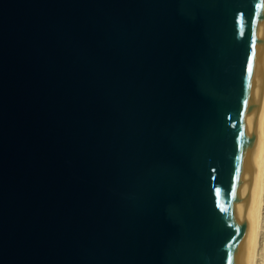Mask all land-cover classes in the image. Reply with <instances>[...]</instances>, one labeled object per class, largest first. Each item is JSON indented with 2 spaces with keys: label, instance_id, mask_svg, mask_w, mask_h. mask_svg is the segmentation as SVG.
<instances>
[{
  "label": "water",
  "instance_id": "1",
  "mask_svg": "<svg viewBox=\"0 0 264 264\" xmlns=\"http://www.w3.org/2000/svg\"><path fill=\"white\" fill-rule=\"evenodd\" d=\"M263 127L264 0H0V264H250Z\"/></svg>",
  "mask_w": 264,
  "mask_h": 264
},
{
  "label": "bare ground",
  "instance_id": "2",
  "mask_svg": "<svg viewBox=\"0 0 264 264\" xmlns=\"http://www.w3.org/2000/svg\"><path fill=\"white\" fill-rule=\"evenodd\" d=\"M260 147L261 177L257 191L256 225L250 253V264H264V144H260Z\"/></svg>",
  "mask_w": 264,
  "mask_h": 264
},
{
  "label": "snow or ice",
  "instance_id": "3",
  "mask_svg": "<svg viewBox=\"0 0 264 264\" xmlns=\"http://www.w3.org/2000/svg\"><path fill=\"white\" fill-rule=\"evenodd\" d=\"M249 72H251V69H249ZM240 229L237 228V234H239Z\"/></svg>",
  "mask_w": 264,
  "mask_h": 264
},
{
  "label": "rangeland",
  "instance_id": "4",
  "mask_svg": "<svg viewBox=\"0 0 264 264\" xmlns=\"http://www.w3.org/2000/svg\"><path fill=\"white\" fill-rule=\"evenodd\" d=\"M263 247H264V244H263ZM264 251V250H263ZM264 255V254H263Z\"/></svg>",
  "mask_w": 264,
  "mask_h": 264
}]
</instances>
